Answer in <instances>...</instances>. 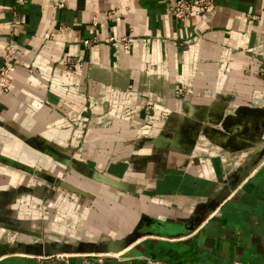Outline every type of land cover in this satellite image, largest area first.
<instances>
[{
	"label": "crops",
	"instance_id": "1",
	"mask_svg": "<svg viewBox=\"0 0 264 264\" xmlns=\"http://www.w3.org/2000/svg\"><path fill=\"white\" fill-rule=\"evenodd\" d=\"M173 2L0 0V264H264V0Z\"/></svg>",
	"mask_w": 264,
	"mask_h": 264
},
{
	"label": "built area",
	"instance_id": "2",
	"mask_svg": "<svg viewBox=\"0 0 264 264\" xmlns=\"http://www.w3.org/2000/svg\"><path fill=\"white\" fill-rule=\"evenodd\" d=\"M213 8L212 0H174L169 7V11L173 17L178 19L186 18L192 14L201 15L210 11ZM95 22V21H94ZM84 43H89L90 39H84ZM127 46V45H125ZM17 45L14 43H8L5 45L3 56L5 63L0 66V89L7 90L10 84L9 72L12 68H15L18 60L16 54L18 52ZM64 64L70 63V57L63 59ZM145 264H168L166 261L156 258H148Z\"/></svg>",
	"mask_w": 264,
	"mask_h": 264
},
{
	"label": "rangeland",
	"instance_id": "3",
	"mask_svg": "<svg viewBox=\"0 0 264 264\" xmlns=\"http://www.w3.org/2000/svg\"><path fill=\"white\" fill-rule=\"evenodd\" d=\"M65 69H67V70H70V69H72L73 67H71V64L70 63H67V64H65ZM10 85V84H9ZM9 89V88H8ZM7 89V90H8ZM7 90H3V91H7ZM65 115V114H64ZM66 117V116H65ZM36 166L37 165H33V167L34 168H32V172H30V177H31V181L32 182H34V183H38V182H40V181H42L41 179H42V177H40L39 176V173H38V170L36 169ZM16 178H17V176H16Z\"/></svg>",
	"mask_w": 264,
	"mask_h": 264
},
{
	"label": "bare ground",
	"instance_id": "4",
	"mask_svg": "<svg viewBox=\"0 0 264 264\" xmlns=\"http://www.w3.org/2000/svg\"><path fill=\"white\" fill-rule=\"evenodd\" d=\"M13 70H14V68H12L9 73H11Z\"/></svg>",
	"mask_w": 264,
	"mask_h": 264
}]
</instances>
